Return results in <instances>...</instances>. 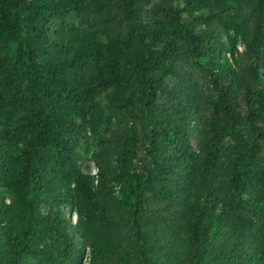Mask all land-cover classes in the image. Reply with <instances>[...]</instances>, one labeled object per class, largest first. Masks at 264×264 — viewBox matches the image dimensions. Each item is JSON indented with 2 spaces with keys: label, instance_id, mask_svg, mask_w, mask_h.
<instances>
[{
  "label": "trees",
  "instance_id": "1",
  "mask_svg": "<svg viewBox=\"0 0 264 264\" xmlns=\"http://www.w3.org/2000/svg\"><path fill=\"white\" fill-rule=\"evenodd\" d=\"M85 257L264 264V0H0V264Z\"/></svg>",
  "mask_w": 264,
  "mask_h": 264
},
{
  "label": "rangeland",
  "instance_id": "2",
  "mask_svg": "<svg viewBox=\"0 0 264 264\" xmlns=\"http://www.w3.org/2000/svg\"><path fill=\"white\" fill-rule=\"evenodd\" d=\"M239 48L242 49V45L239 44ZM193 135H194V132H193ZM192 140L195 141L194 136H192ZM80 165L82 168L88 169L90 172L94 171V166H93L94 163L90 159H85V160L81 161ZM68 213L71 217L72 222H74L75 218H76L75 214H73L71 211H68ZM87 261H88V259H87V257H85L83 260V264H87L88 263Z\"/></svg>",
  "mask_w": 264,
  "mask_h": 264
},
{
  "label": "built area",
  "instance_id": "3",
  "mask_svg": "<svg viewBox=\"0 0 264 264\" xmlns=\"http://www.w3.org/2000/svg\"><path fill=\"white\" fill-rule=\"evenodd\" d=\"M93 166H94V171H92V173H95L97 168L95 167V165H93Z\"/></svg>",
  "mask_w": 264,
  "mask_h": 264
}]
</instances>
